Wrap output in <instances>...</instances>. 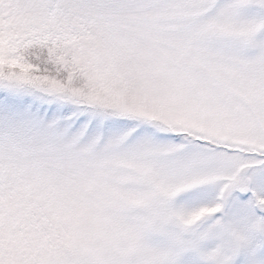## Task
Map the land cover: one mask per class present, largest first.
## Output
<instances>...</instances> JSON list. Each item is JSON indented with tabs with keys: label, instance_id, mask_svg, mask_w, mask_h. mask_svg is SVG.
<instances>
[{
	"label": "snow or ice",
	"instance_id": "6c2138e0",
	"mask_svg": "<svg viewBox=\"0 0 264 264\" xmlns=\"http://www.w3.org/2000/svg\"><path fill=\"white\" fill-rule=\"evenodd\" d=\"M0 264H264V0H0Z\"/></svg>",
	"mask_w": 264,
	"mask_h": 264
}]
</instances>
